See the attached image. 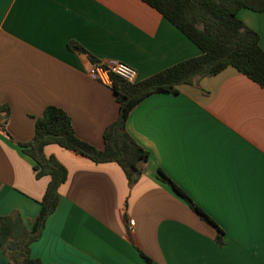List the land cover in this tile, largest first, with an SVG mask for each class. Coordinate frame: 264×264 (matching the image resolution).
I'll return each instance as SVG.
<instances>
[{"label": "crops", "instance_id": "1", "mask_svg": "<svg viewBox=\"0 0 264 264\" xmlns=\"http://www.w3.org/2000/svg\"><path fill=\"white\" fill-rule=\"evenodd\" d=\"M264 50V13L242 9ZM70 44L84 49L79 54ZM202 50L141 0H0V218L32 229L50 179H38L19 144L48 107L64 110L80 140L104 149L119 117L112 83L92 59L137 70V82ZM126 128L150 162L130 188L116 163H94L58 145L67 170L60 202L30 255L44 264H264V88L234 69L156 93ZM164 173L224 232L203 222ZM130 220L135 222L132 231ZM0 247V264H9Z\"/></svg>", "mask_w": 264, "mask_h": 264}, {"label": "trees", "instance_id": "2", "mask_svg": "<svg viewBox=\"0 0 264 264\" xmlns=\"http://www.w3.org/2000/svg\"><path fill=\"white\" fill-rule=\"evenodd\" d=\"M141 1L158 11L203 53L142 82L128 83L111 75L120 113L104 131L103 150L80 140L64 110L53 106L45 110L36 121L32 141L19 146L24 156L33 162L36 177H48L50 182L32 229H27L17 213L0 218V247L9 264H44L31 257V245L41 238L48 218L59 205V188L66 183L68 175L58 159L45 156L46 146L58 145L97 164L116 163L125 172L131 188L139 182L145 166L150 162L149 152L135 142L126 128L132 110L143 100L156 93H178L180 85H193L199 78L216 76L228 68L264 88V50L260 46V37L238 18V12L242 9L264 13V0ZM70 49L79 54L86 53L78 45L70 44ZM2 112H6V115L9 113L4 106L0 107V114ZM158 174L159 179L169 184L203 222L217 230L216 241L222 246V229L177 184L161 171ZM142 258L147 264H152L143 253Z\"/></svg>", "mask_w": 264, "mask_h": 264}, {"label": "built area", "instance_id": "3", "mask_svg": "<svg viewBox=\"0 0 264 264\" xmlns=\"http://www.w3.org/2000/svg\"><path fill=\"white\" fill-rule=\"evenodd\" d=\"M88 74L101 83H112L111 75H115L128 83L137 82V70L133 67L115 61L91 63ZM132 231L135 228V222L130 220Z\"/></svg>", "mask_w": 264, "mask_h": 264}]
</instances>
